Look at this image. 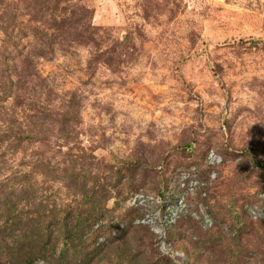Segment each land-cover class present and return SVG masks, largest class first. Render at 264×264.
I'll return each mask as SVG.
<instances>
[{
  "label": "rangeland",
  "instance_id": "rangeland-1",
  "mask_svg": "<svg viewBox=\"0 0 264 264\" xmlns=\"http://www.w3.org/2000/svg\"><path fill=\"white\" fill-rule=\"evenodd\" d=\"M0 264H264V0H0Z\"/></svg>",
  "mask_w": 264,
  "mask_h": 264
}]
</instances>
